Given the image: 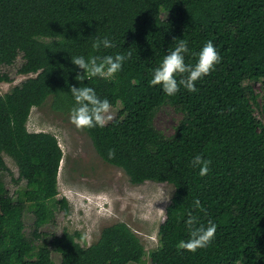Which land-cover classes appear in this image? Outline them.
Segmentation results:
<instances>
[{"label":"trees","instance_id":"16d2710c","mask_svg":"<svg viewBox=\"0 0 264 264\" xmlns=\"http://www.w3.org/2000/svg\"><path fill=\"white\" fill-rule=\"evenodd\" d=\"M97 37L114 47L94 50ZM179 39L186 64L208 41L221 61L197 91L181 86L168 96L150 80ZM129 52L113 77L75 79L83 70L72 56ZM18 61L27 78L0 96V264H264V0H0V65ZM11 80L0 72V82ZM70 86L93 88L117 110L104 127L84 128L104 162L135 185L175 187L156 248L147 250L123 221L89 246L67 229L43 237L58 211L70 214L69 202L57 199L64 153L55 134L29 131L28 122L49 99L70 114ZM166 106L181 115L170 135L155 123ZM180 148L184 155L171 159ZM197 155L211 161L204 176L191 164ZM189 213L217 226L211 244L194 253L177 248L189 239Z\"/></svg>","mask_w":264,"mask_h":264},{"label":"rangeland","instance_id":"374dc122","mask_svg":"<svg viewBox=\"0 0 264 264\" xmlns=\"http://www.w3.org/2000/svg\"><path fill=\"white\" fill-rule=\"evenodd\" d=\"M19 65L20 61L13 66L0 65V72L8 73L12 79L0 82V96L27 78L18 74ZM259 86V83L255 86L257 91ZM51 103L49 99L43 106L32 109L28 129L32 132H51L58 137L64 156L59 171L57 199L65 198L69 202L70 214L64 216L58 211L56 228L52 225L45 227L43 237L67 229L80 234V241H85V245L89 246L99 240L104 228L123 221L138 234L147 250L156 248L159 245V227L166 217L175 187L153 181L140 185L131 183L124 170L102 160L86 130L73 125L69 114L55 111ZM116 111L112 108L108 115L113 119ZM180 117L172 107L166 106L159 111L155 123L170 135ZM184 153L185 149L180 148L170 158L178 159ZM5 159L18 175L15 162L9 156H5ZM5 200L9 201L11 197ZM50 258L56 263L60 262V256L56 253H51Z\"/></svg>","mask_w":264,"mask_h":264},{"label":"clouds","instance_id":"9594fccd","mask_svg":"<svg viewBox=\"0 0 264 264\" xmlns=\"http://www.w3.org/2000/svg\"><path fill=\"white\" fill-rule=\"evenodd\" d=\"M177 41V38H173ZM114 47L112 41L104 37H97L92 48L99 50L100 48ZM187 42L179 39L175 48L169 50L160 64L153 70L151 86L160 85L163 92L168 96H174L183 86L189 92L197 91L195 84L204 76L209 75L214 67L220 63L221 57L211 41L206 42L200 51L195 54L197 59L195 64L185 63V54L188 53ZM131 56V52L127 57L122 54L115 56H72L71 62L79 69L83 70V74L77 73L75 79L84 81L87 78L100 77L108 79L122 70L124 61ZM179 76V79H177ZM70 92L74 97L76 106L73 107L69 114L70 122L77 128H93L96 126L104 127L108 120L112 117L108 115L111 104L108 99H100L95 90L88 86H70ZM109 158H114L115 151L109 150ZM193 167L199 168V175L204 176L209 171L210 160H205L197 155L191 161ZM196 208H201L199 199L194 201ZM202 210V208H201ZM186 226L189 230V239L181 240L177 248L178 250H186L188 252H196L198 249L206 248L211 244L215 237L217 226L212 221L207 225L199 224L198 217L189 213L186 220Z\"/></svg>","mask_w":264,"mask_h":264}]
</instances>
